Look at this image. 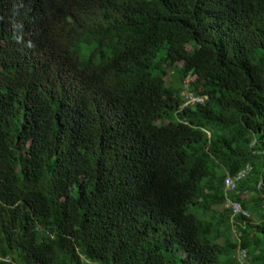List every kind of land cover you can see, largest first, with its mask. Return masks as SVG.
Wrapping results in <instances>:
<instances>
[{
    "label": "trees",
    "instance_id": "obj_1",
    "mask_svg": "<svg viewBox=\"0 0 264 264\" xmlns=\"http://www.w3.org/2000/svg\"><path fill=\"white\" fill-rule=\"evenodd\" d=\"M2 5L0 264H264V0Z\"/></svg>",
    "mask_w": 264,
    "mask_h": 264
},
{
    "label": "built area",
    "instance_id": "obj_2",
    "mask_svg": "<svg viewBox=\"0 0 264 264\" xmlns=\"http://www.w3.org/2000/svg\"><path fill=\"white\" fill-rule=\"evenodd\" d=\"M189 95H192L191 93H188ZM198 100H201L200 102H202V98H198L196 97ZM189 99H187V102H188ZM249 170H250V167L248 164H246L239 172L236 173V175L232 176V177H228L226 180H225V185L227 187H234L235 185V182H237L239 179L245 177L246 175H248L249 173ZM228 202L225 204V205H229L232 210H233V214L234 213H242L244 216H249V212L244 210L240 203L238 202H235V201H230V200H227ZM233 234L235 233V230L232 231ZM1 259V258H0ZM4 260H7L6 258H4Z\"/></svg>",
    "mask_w": 264,
    "mask_h": 264
},
{
    "label": "rangeland",
    "instance_id": "obj_3",
    "mask_svg": "<svg viewBox=\"0 0 264 264\" xmlns=\"http://www.w3.org/2000/svg\"><path fill=\"white\" fill-rule=\"evenodd\" d=\"M168 80H169V78L167 77V78H166V82H168ZM186 98L189 99L188 102H189L190 104H195V103L201 101V100H198V99L196 98V96L193 95V94H192V95H189V94L187 93ZM198 98H199V97H198ZM204 98H206V97L204 96L202 99H204ZM185 105H186V104H185ZM249 216H250V214H249Z\"/></svg>",
    "mask_w": 264,
    "mask_h": 264
},
{
    "label": "clouds",
    "instance_id": "obj_4",
    "mask_svg": "<svg viewBox=\"0 0 264 264\" xmlns=\"http://www.w3.org/2000/svg\"><path fill=\"white\" fill-rule=\"evenodd\" d=\"M0 9L4 12V7H3V5L0 6ZM195 96H196V95H195ZM196 97L203 98V97H201V96H196Z\"/></svg>",
    "mask_w": 264,
    "mask_h": 264
}]
</instances>
